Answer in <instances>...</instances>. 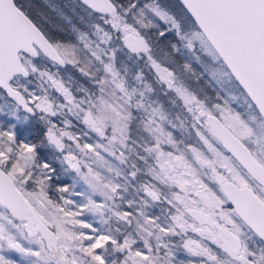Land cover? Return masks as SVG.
Masks as SVG:
<instances>
[{"label":"snow or ice","instance_id":"1","mask_svg":"<svg viewBox=\"0 0 264 264\" xmlns=\"http://www.w3.org/2000/svg\"><path fill=\"white\" fill-rule=\"evenodd\" d=\"M179 4L79 0L82 27L54 7L65 42L0 0V264H264V0Z\"/></svg>","mask_w":264,"mask_h":264},{"label":"trees","instance_id":"2","mask_svg":"<svg viewBox=\"0 0 264 264\" xmlns=\"http://www.w3.org/2000/svg\"><path fill=\"white\" fill-rule=\"evenodd\" d=\"M18 4H20L24 10L28 13V15L36 21L38 24H40L46 32L54 39V40H61V41H73L74 42V36L72 35L69 27L65 24L63 20L60 19V17L57 15V13L53 10L54 7H59L63 8V10L70 16L72 17L73 23L79 25V21L77 18V14L80 11V9H76V13L73 14L71 11V6L78 4L79 2L76 0H16ZM176 2V1H175ZM177 3V2H176ZM69 7H65V6ZM178 7L180 8L179 4L177 3ZM82 13V12H80ZM58 29H63V30H58ZM169 39L172 40V42H176L174 37H169ZM179 56V55H177ZM180 59V58H179ZM40 62L44 67H53L50 61H38ZM54 68V67H53ZM68 67L66 68H60L59 72L61 73H66ZM54 70H57L54 68ZM200 82H204L203 78L200 80ZM205 83V82H204ZM30 86H35L33 85V82L29 85V89L31 88ZM0 100L5 101L8 103L9 100L0 93ZM0 121H3V126L7 127L9 123H11L7 117H0ZM18 136L22 137L24 139L27 137L29 141H31V136L37 135L38 134V141H34L37 144L41 140L40 137H42V133L44 134V129L38 130L37 128H31L30 126L26 125V127L18 126L16 129ZM37 133V134H36ZM32 142V143H34ZM38 154L39 158L43 161L46 160L53 169H55L54 173V178L51 181V184L56 185V186H63V185H69L68 181L64 180L63 174L60 170V164L56 160V155L52 153L51 150L47 149H39L38 148ZM59 176V179H56L55 177ZM63 177V178H62ZM50 195L56 196L57 194L54 191L49 192Z\"/></svg>","mask_w":264,"mask_h":264},{"label":"rangeland","instance_id":"3","mask_svg":"<svg viewBox=\"0 0 264 264\" xmlns=\"http://www.w3.org/2000/svg\"><path fill=\"white\" fill-rule=\"evenodd\" d=\"M176 0H162V2H169V3H172V4H174L175 5V7L173 8V11L174 12H176V13H179V11H180V8L178 7V5H177V1L175 2ZM180 6V5H179ZM80 12H82L81 10L78 12V14H77V18H78V21H79V17L80 16H83L84 15V12H82V13H80ZM81 27H82V25H81ZM180 58V59H179ZM186 58V56H176V59L178 60V61H180L181 63L184 61V59ZM38 63H40V62H38ZM68 68H67V70H66V73H61V72H59L60 73V75L65 79V80H67V78L69 77V76H71L74 80H76V81H78L80 84H83L85 87H89L90 85L88 84V82L86 81V79L85 78H83L80 74H79V72H77L75 69H73L71 66H67ZM193 67L196 69V71L199 73L200 71H201V69H200V67L198 66V65H196L194 62H193ZM49 69H51L52 71H56V70H54V68L53 67H51V66H49L48 67ZM147 71V70H146ZM203 80H204V82H197L196 80H190L189 81V83H190V85L193 87V88H202V89H204V91L207 93V95L209 96V97H211V98H215V91H214V89L211 87V86H209V84L206 82L207 81V78L206 77H204L203 78ZM37 84H38V82L33 78V85H35V86H30L31 88H30V90L31 91H34V92H36L38 95L39 94H41L40 93V90H39V88L37 87ZM157 87H159L158 85H157ZM49 91H50V93H51V95L53 96V97H56L58 94L57 93H55L53 90H51V89H49ZM62 99V98H61ZM4 104H8V105H13L12 103H8V102H3V101H1L0 100V105H4ZM21 116H23V115H25L24 113H22V112H20L19 113ZM11 123H15V121L14 120H11L10 121ZM39 124L41 127H43V129H44V131L46 130L45 129V125L42 123V122H40L39 120H38V118L37 119H30L29 118V123L27 124L28 126L31 124V126L33 125V124ZM57 123H58V126L59 127H63V125H60L59 124V122L57 121ZM73 123L75 124L76 122L75 121H73ZM22 127H26V125H23ZM82 126H80V125H77L76 127H74V128H72V129H70V131H73V132H77V133H79V131H80V128H81ZM5 128H7V127H5ZM67 142V141H66ZM67 143H70V142H67ZM50 150L52 151V153H54L56 156H59V153H57V152H55V150L54 149H52V148H50ZM57 160V162L60 164V170H61V172H62V174H63V179L64 180H66V181H68V184L70 185L71 184V179H70V177L72 176V175H74V173H71V172H68V173H65L64 172V170H63V168H64V166H62L61 165V163H60V161H59V159H56ZM72 199H75V200H77V201H79V198L78 197H71ZM153 211H156V210H153ZM87 219H89V220H92L93 218L91 217V216H87ZM175 239V238H174ZM181 258H185V257H183V256H181Z\"/></svg>","mask_w":264,"mask_h":264},{"label":"flooded vegetation","instance_id":"4","mask_svg":"<svg viewBox=\"0 0 264 264\" xmlns=\"http://www.w3.org/2000/svg\"><path fill=\"white\" fill-rule=\"evenodd\" d=\"M0 93L1 94H3V92H1V90H0ZM4 96H5V94H3ZM6 97V96H5ZM7 98V97H6ZM20 112H21V110H20ZM22 113H24V112H22ZM25 114V113H24ZM25 115H27V114H25ZM30 119H37L36 117H31L30 116ZM31 128H37L38 127V130H42L43 129V127H41L38 123L37 124H33L32 126H31V124L29 125ZM37 134V133H36ZM43 137H44V134L42 133V137H40V139L42 140L43 139ZM18 139H22V137H20V136H18ZM31 142H34V141H38V139H39V137H38V134L37 135H33V136H31ZM40 140V141H41ZM40 141L38 142V143H40ZM34 143H36V142H34ZM37 144V143H36ZM47 149L48 151L50 150V147H48V146H44V147H40L39 149Z\"/></svg>","mask_w":264,"mask_h":264},{"label":"water","instance_id":"5","mask_svg":"<svg viewBox=\"0 0 264 264\" xmlns=\"http://www.w3.org/2000/svg\"><path fill=\"white\" fill-rule=\"evenodd\" d=\"M76 1L79 2V0H76ZM176 1H177V3L179 4V0H176ZM179 5H180V4H179ZM180 7H181V6H180ZM1 92H3V91L1 90ZM3 94H5V96H6L7 99L9 100V102H11L12 104H15V101H13L10 97H8L6 93L3 92ZM21 112H23L22 109H21ZM25 114H26V113H25Z\"/></svg>","mask_w":264,"mask_h":264}]
</instances>
